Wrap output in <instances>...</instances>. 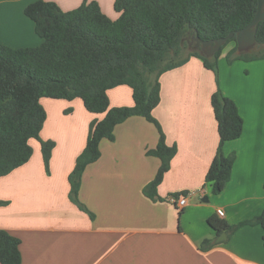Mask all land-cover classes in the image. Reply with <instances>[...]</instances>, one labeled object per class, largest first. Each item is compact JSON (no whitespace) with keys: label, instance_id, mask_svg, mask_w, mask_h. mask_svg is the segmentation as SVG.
I'll use <instances>...</instances> for the list:
<instances>
[{"label":"crops","instance_id":"crops-1","mask_svg":"<svg viewBox=\"0 0 264 264\" xmlns=\"http://www.w3.org/2000/svg\"><path fill=\"white\" fill-rule=\"evenodd\" d=\"M35 1L0 0V43L15 49L41 45L34 23L24 14ZM43 1L70 11L84 0ZM88 1H96L111 20L117 18L115 0ZM170 80H178L179 92L161 99L153 110L165 142L176 147L157 187L162 200L143 194L160 166L157 157L146 154L156 147L158 131L144 118L133 116L115 127L113 141L100 142V159L84 171L79 198L94 214L93 220L69 200L68 176L85 147L88 122L102 116L94 118L79 99L48 101L56 108L53 119L47 112L41 130L43 139L56 143L49 173L34 150L32 161L0 178V200L9 202L0 207V229L20 240L21 264H264L259 225L242 226L215 244L218 235L208 224L217 209H222V219L229 225L253 219L264 210V94L254 89L247 94L242 89L232 94L223 90L235 102L243 128L238 139L222 146L224 155L234 154L235 159L223 191L213 195L205 175L219 145L209 100L214 87L211 82L198 85L186 65L161 77V93L174 89ZM127 88L108 91L110 107L133 105ZM65 110L69 116L77 111L80 119H54ZM50 129L55 132L45 135ZM71 144L70 162L58 165L64 147ZM181 196L187 197V205L180 210L168 199ZM205 239H211L213 246L203 251Z\"/></svg>","mask_w":264,"mask_h":264},{"label":"trees","instance_id":"trees-1","mask_svg":"<svg viewBox=\"0 0 264 264\" xmlns=\"http://www.w3.org/2000/svg\"><path fill=\"white\" fill-rule=\"evenodd\" d=\"M113 9L118 14L115 20L96 1L84 0L73 10L62 11L54 2L37 0L25 7L24 14L34 23L41 45L15 49L0 43V178L28 162L31 139L40 142L44 169L49 173L54 143L39 136L47 118L41 99H79L87 112L102 115L90 123L85 147L68 176L69 200L91 219L94 214L78 201L81 176L98 160L100 142L113 141L115 127L133 116L144 118L158 131L156 147L146 154L157 157L160 166L143 194L153 201L162 200L157 187L170 168L176 147L166 144L152 115L160 102L159 77L192 56L200 58L206 69L217 68L222 48L212 61L197 51L183 57L184 38L214 40L235 33L255 18L257 0H115ZM256 42L264 45V20L256 26ZM231 43L235 56L229 62L247 58L236 54L235 37L226 42ZM120 86L131 89L132 106L110 107L108 91ZM210 105L219 145L205 185L218 195L230 179L235 159L234 154L224 155L222 146L240 137L243 120L235 102L220 90L211 95ZM6 203L0 201V206ZM208 224L216 235H232L242 226L259 225L264 246V210L235 225L216 214ZM20 244L18 238L0 229V264H21ZM212 246V240L205 239L200 249Z\"/></svg>","mask_w":264,"mask_h":264},{"label":"rangeland","instance_id":"rangeland-1","mask_svg":"<svg viewBox=\"0 0 264 264\" xmlns=\"http://www.w3.org/2000/svg\"><path fill=\"white\" fill-rule=\"evenodd\" d=\"M186 39H188L192 45H188L187 43H185ZM184 43H185V45H184V48H183V51H182L183 52L182 53L183 57H186V55L189 52H192V51L199 52L198 49H195L193 47L194 46L193 45L194 41H192V39L190 38V35H188V36H186L184 38ZM233 44L234 43L225 44L224 46H222V49L220 50L219 57L217 59V66H216L217 68H215L213 70L206 69L203 66L202 60L200 58H198V57H195V56L190 57L184 64H182L181 66H178L177 68H174V69H178L179 67H183L184 65H186V71L189 72L190 78L195 80L198 83V85H205L208 82L212 83V85L214 87L213 88L214 89L213 93L215 91H217V90H220V92H223V90H224V91H227V92L232 94V93H235V92H239V90L242 89L245 92L244 94H247L249 89H254L256 92H261V93L264 94V45L261 46V45L256 44L254 47H252L250 50H248L246 52H240L239 53V52L236 51V54H238V53L242 54L243 56H245L247 58H243V57L234 58V60L229 62V58L233 59V57L235 56V53L231 54V49L233 47ZM213 56L212 57H206V58L209 59V61H212L213 60ZM245 59H248V60H245ZM165 73H168V72H165ZM165 73H163L159 77L160 100L163 99V102L169 97L172 98V96H176V93L173 94L174 91H178L179 92V90L176 88L177 84L179 83L178 80L177 81H171L170 80V84L174 87V89L170 90L168 88H165V85H164L165 89H163V91L161 93V88H162L161 77ZM151 80H153V77L151 78ZM182 82H184V80ZM164 84H165V81H164ZM123 87L128 89L126 86H123ZM210 98H211V96H210ZM210 98H209V100H210ZM48 101L49 102H56V101H61V100H53V99H47V98L41 99V104L43 105V107H44V109L46 111V114L48 112L49 119H53L54 111H55L56 108H55V106H53L54 109L51 108L48 105ZM62 101H64V100H62ZM65 102H66V100H65ZM70 107H72V106H70ZM69 110H71V109H69ZM67 111L68 110H65L61 114V116H58V114H57L56 118H54V119H61V118H64V119H80L79 118L80 117V113H78L77 111H75L73 116H69L68 113L70 111H68V112ZM152 115H153V111H152ZM93 116H94V118L95 117L100 118V116H102V115L94 114ZM153 117H154V115H153ZM92 121H93V119H91L88 122V125H87L86 140H87V136H88L89 125H90V123ZM54 132H55L54 129H50V130H48L45 133V135L50 136ZM39 136H40V139L43 140V141H52L54 143V147H53V149L51 151V156H52V152H53V150H54V148L56 146L55 141L53 139H43L41 137L42 136L41 132H40ZM104 140L109 142V140H106V139H104ZM30 146L32 148V154H31L30 159L26 163H29V161H32L35 158L34 150L38 151L39 156H41V163H43L40 142L38 140H36V139H31L30 140ZM71 146H72V144L69 145V146H65L64 147L65 152L62 155V160L61 159L58 160V162H57L58 165L59 164L66 165V164H68L70 162L69 161L70 160L69 153H70ZM67 151H69V152L67 153ZM76 158H75V160H76ZM99 159H100V156H99L98 160ZM75 160H74V163H75ZM36 161H37V159L34 160L32 163H35ZM97 161L93 162L92 164L97 163ZM50 163H51V157H50L49 165H50ZM85 175L86 174L83 172V174L81 176V181L84 179ZM80 187H81V184H80ZM210 196H211L210 193L208 195H206L207 198L210 197ZM0 201H3V200H0ZM78 201L80 202V204H83L85 206V204L80 200L79 195H78ZM4 202H7V203L5 205H3V206H0V207L9 206V202L8 201L4 200ZM73 205H75V204H73ZM75 207L77 208V210L83 212L82 210L79 209V207L77 205H75ZM83 213H85V212H83ZM85 214H87V213H85ZM87 215L90 218L89 214H87ZM91 220H93V219H91Z\"/></svg>","mask_w":264,"mask_h":264},{"label":"water","instance_id":"water-1","mask_svg":"<svg viewBox=\"0 0 264 264\" xmlns=\"http://www.w3.org/2000/svg\"><path fill=\"white\" fill-rule=\"evenodd\" d=\"M264 20V0H257V12L255 18L244 28L236 31L235 33H229L225 37H221L214 40H202L198 36L193 37L195 41V49H200L199 52L205 57H212L218 52L227 41L235 37L237 45V52H246L254 47L256 42V26ZM208 198H204L203 201L207 202ZM227 239L226 233H220L214 240L215 244L224 242Z\"/></svg>","mask_w":264,"mask_h":264},{"label":"built area","instance_id":"built-area-1","mask_svg":"<svg viewBox=\"0 0 264 264\" xmlns=\"http://www.w3.org/2000/svg\"><path fill=\"white\" fill-rule=\"evenodd\" d=\"M169 202H171L172 204H174L178 209H183L186 205H187V197L185 196H181V197H170ZM216 214L219 217H223L224 213L222 211V209H217L216 210Z\"/></svg>","mask_w":264,"mask_h":264},{"label":"flooded vegetation","instance_id":"flooded-vegetation-1","mask_svg":"<svg viewBox=\"0 0 264 264\" xmlns=\"http://www.w3.org/2000/svg\"><path fill=\"white\" fill-rule=\"evenodd\" d=\"M190 38L192 39V41H194L193 40V36H190ZM185 43H187L188 45H192L188 39L185 40ZM193 45H194L193 47H195V41H194V44Z\"/></svg>","mask_w":264,"mask_h":264}]
</instances>
